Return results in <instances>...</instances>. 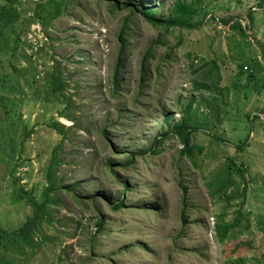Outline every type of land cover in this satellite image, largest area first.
<instances>
[{"label": "rangeland", "instance_id": "rangeland-1", "mask_svg": "<svg viewBox=\"0 0 264 264\" xmlns=\"http://www.w3.org/2000/svg\"><path fill=\"white\" fill-rule=\"evenodd\" d=\"M32 1L19 0V18L0 27V227L33 218L21 190L48 203L30 245L0 242V264H264V0H67L43 22ZM178 2L192 3L197 28L139 13L165 21ZM238 19L247 37L231 29ZM191 101L190 141L202 152L181 155L173 134L153 147ZM230 159L244 170L232 169L226 194L246 186L245 221L220 244L217 216L230 223L243 198L212 197L207 185Z\"/></svg>", "mask_w": 264, "mask_h": 264}, {"label": "trees", "instance_id": "trees-1", "mask_svg": "<svg viewBox=\"0 0 264 264\" xmlns=\"http://www.w3.org/2000/svg\"><path fill=\"white\" fill-rule=\"evenodd\" d=\"M7 4L0 6V27L6 28L10 24L14 23L19 18V12L17 11L16 5L19 3V0H6ZM259 2H263V0H259ZM69 3L67 0H36L32 1L33 6L35 7V15L37 18L41 19L42 22L44 19L51 18L56 19L62 12V8L66 6V4ZM200 4V2H198ZM112 7L114 9L119 8L118 5L113 4ZM140 14L147 19L151 24L156 25L159 24L161 26L166 27L167 29H170L172 27L177 28H187V29H195L197 28V25L201 24V20L198 22H191L189 19V16L194 13V8L192 3L185 4L178 2L173 10V13L171 16H169L165 21L162 20H156L155 19V12L152 11L150 8H144L139 10ZM41 12H45L44 15H42ZM135 13V12H133ZM247 18L249 22H252V15L251 12H246ZM208 15V13L206 14ZM234 17H221L220 23L223 25H227L230 21H232ZM231 29H237L239 30V34L242 37H247L245 28L242 27L240 20H236L232 24H229ZM248 29V28H246ZM2 30H0V33ZM119 34V41H120V50L122 51L125 46V38L124 35L127 36L128 33H125V31L122 29ZM159 43V41H157ZM152 47H150L147 52L143 55L141 66H140V79L141 83H144L147 80V64L150 58ZM121 62V57L118 60L117 67H119ZM240 70L242 69L243 65L238 66ZM252 76V75H249ZM252 79V78H248ZM118 79L114 77V85L116 86L118 83ZM219 81L218 75L215 77L214 84H217ZM254 83V80L250 82L247 80V84ZM237 87L238 84L234 83L233 87ZM193 101V100H192ZM192 101L190 104L186 106V108L183 111V116L180 120L176 121L174 124L169 125V129L167 132L162 133L158 138H155L153 140V147H156L160 143L161 140L165 139L167 135L173 134L182 144L183 148L181 150V155L187 157L190 159V157L193 156L194 153H201L202 148L191 145V134L198 129V127L194 123V119L192 116ZM248 120V127L251 126L257 119V116H253L251 118L250 114L247 115ZM248 146V135L244 138L243 141H241L239 144L235 145V148L238 152H242L246 147ZM131 159V158H130ZM130 159L126 163H130ZM55 162L52 161L49 165L48 173H47V181H48V189L50 191H53V182L52 177L54 174V171L56 170ZM242 167V168H241ZM232 169L236 173H243V166H238L233 159H230L227 164L222 166V168L218 171V173L212 178V180L209 182L207 186H210L212 188L211 195L212 197L218 195V199L222 198L224 200H233L235 197L241 196L243 198L242 201L239 202L236 210V215L234 219L227 223L222 216H217L216 222L214 224V232L217 237V240L220 242V244H223L225 240L229 237L230 233L241 226L243 222L245 221V216L243 214V205H244V198L246 196V186L243 187L241 194L235 193L234 195H227L226 187L233 182L232 178ZM21 193L25 197V202L27 205L32 207L34 209V215L33 218H28V220L21 226L18 230H14L11 232L5 231V229L0 227V242H5L7 245H5L6 249H8V245L11 243V246H16V248H20L22 245H30L32 238V234L34 232V227L38 224V221L36 218H39L42 216V211L45 208V205H47L48 200L43 203H37L27 192L24 190H21ZM217 194V195H216ZM226 194V195H225ZM46 196V195H45ZM124 200L122 197H119L115 205L112 207L113 210H118L123 208ZM185 213L182 211L181 213V221L184 222ZM259 229H262V221H258ZM247 226V222H246ZM97 227L100 230H102V221H99L97 224ZM240 243V244H239ZM238 244L239 246L245 247L249 243V241H240ZM237 244V245H238ZM230 264H244V260L241 257H234L232 258Z\"/></svg>", "mask_w": 264, "mask_h": 264}]
</instances>
